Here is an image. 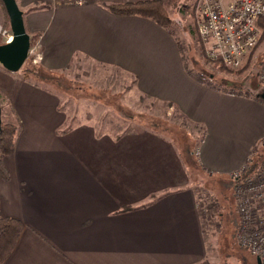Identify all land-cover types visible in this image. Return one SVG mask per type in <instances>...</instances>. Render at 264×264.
Returning a JSON list of instances; mask_svg holds the SVG:
<instances>
[{
  "label": "crops",
  "instance_id": "crops-1",
  "mask_svg": "<svg viewBox=\"0 0 264 264\" xmlns=\"http://www.w3.org/2000/svg\"><path fill=\"white\" fill-rule=\"evenodd\" d=\"M15 1L26 33L38 36L31 64L51 77L83 59L120 71L138 101L169 108L191 128L204 173L229 178L262 146L261 94L199 82L174 34L151 20L116 15L108 2ZM5 21L0 4V27ZM25 65L16 73L0 66V102L13 117L0 103L1 121L20 125L13 153L3 159L0 217L22 223L3 264L205 262L203 217L189 185L193 157L179 152L171 134L121 120L101 96L92 95L98 105L89 114L74 110L69 123L54 91Z\"/></svg>",
  "mask_w": 264,
  "mask_h": 264
},
{
  "label": "rangeland",
  "instance_id": "rangeland-1",
  "mask_svg": "<svg viewBox=\"0 0 264 264\" xmlns=\"http://www.w3.org/2000/svg\"><path fill=\"white\" fill-rule=\"evenodd\" d=\"M126 1L139 2L144 0H108L103 2L111 4ZM162 1L170 4L168 12L173 21L170 30L182 49L185 64L196 78L228 93L237 91L249 94L264 93V84L259 81V70L264 64V42L248 55L239 69L233 70L236 72L243 68L242 71L224 73L218 69L214 70L199 58L201 50L197 43V29L194 20L197 1ZM193 26H195L194 32L196 33L190 31ZM31 57L33 55L26 60L25 69L31 62ZM42 78L43 83L48 86L49 90L54 91L59 98L64 112L70 116L69 123L71 124L75 121L74 110L76 112L86 110L85 114H89L98 105V101L95 99L101 96L98 99L113 107L112 109L118 110L121 120L127 121L129 119L142 122L154 127L159 132L171 134L172 141L176 142L180 148L179 152H182L183 155H190L194 159L191 164L195 178L189 177V185L193 187L196 193L198 207L203 216L204 238L208 246V256L205 262L208 264H257L256 258L249 250L242 248L236 240L240 219L237 214L238 198L235 195V188L243 179L235 180L231 176L219 178L217 175L211 176L204 173L197 163V158H195L199 139H195V143L192 141L191 128L182 122L175 112L164 106H153L145 100L138 101L136 94L131 92L133 84L126 75L118 70L96 65L85 59L75 62L61 74L52 75L49 80L44 76ZM107 93L110 98H108ZM92 95L97 97L94 98ZM87 98L91 99L87 100L88 105L85 100ZM0 103L4 104L3 102ZM3 106H5L4 115L8 112L12 119L13 117L6 105ZM4 123L11 124L10 121ZM195 126L197 127V125ZM255 150L257 152L252 155L251 160L245 166L246 168L251 167L250 170L254 163H257L258 166L264 164V149L262 146H258Z\"/></svg>",
  "mask_w": 264,
  "mask_h": 264
},
{
  "label": "built area",
  "instance_id": "built-area-1",
  "mask_svg": "<svg viewBox=\"0 0 264 264\" xmlns=\"http://www.w3.org/2000/svg\"><path fill=\"white\" fill-rule=\"evenodd\" d=\"M103 1L108 0H56V3L72 7ZM194 20L204 58L237 70L259 42L264 0H197ZM0 37L1 44L12 40L10 30L2 27ZM34 49L30 47L28 57L35 55ZM259 81L264 84V64L259 70ZM245 166L231 175L235 180L243 179L235 188L240 219L236 240L264 264V164L259 170Z\"/></svg>",
  "mask_w": 264,
  "mask_h": 264
},
{
  "label": "trees",
  "instance_id": "trees-1",
  "mask_svg": "<svg viewBox=\"0 0 264 264\" xmlns=\"http://www.w3.org/2000/svg\"><path fill=\"white\" fill-rule=\"evenodd\" d=\"M197 1V0H196ZM0 4L2 5V8L5 12L6 21L3 25V29L9 30V19L6 14V11L4 9V6L0 0ZM170 4H167V2H163L162 0H144L139 2H124V3H111L107 4L106 7L109 11L116 15L120 16H137L141 18H145L148 20H151L152 22L156 23L158 26L162 27L163 29L167 30L168 32H171L170 27L173 24V21L171 17L169 16L168 8ZM259 29H261V35L259 38V42L257 44V47L264 42V21L259 22ZM195 26L191 27L190 31L192 33L194 32ZM38 36H34L30 38V45L31 47L35 46L36 40ZM2 43L1 37H0V44ZM197 43L199 44V49L201 50L200 60H203L204 64L210 65L211 68L214 70L218 69L222 72L226 73H237L243 70L240 69L238 71H233L231 69L225 68L219 63H210L208 60L204 59L203 55V49L200 45V41L197 35ZM178 44V43H177ZM179 50L182 54V49L180 45L178 44ZM202 53V54H201ZM184 57H182L183 60ZM31 66V67H30ZM27 73L31 74L35 80L40 81L42 76L45 78L47 77L48 80L51 78V76L48 75V73H45L43 70H41L37 65H33L30 62L27 65ZM233 71V72H232ZM199 82H203L202 79L196 78ZM44 81V80H43ZM36 82V81H35ZM36 82V83H37ZM42 86V85H41ZM234 94L237 95H244L250 97L251 95L249 93H241L239 91L235 92ZM264 102V100H262ZM1 116H2V108H1ZM2 120V119H1ZM20 133V125L17 123L16 120L12 122L11 124H6L4 122H1V129H0V179L7 180L8 179V173L6 171V168L3 164L4 157L11 155L14 151V144L17 136ZM256 150L252 151V155L256 153ZM261 165H257V163H254L253 170H259ZM203 217V216H202ZM22 230V223L15 219L10 217H0V264H3L12 251L14 250L17 240L19 238V235ZM199 264H208L206 262H202Z\"/></svg>",
  "mask_w": 264,
  "mask_h": 264
},
{
  "label": "water",
  "instance_id": "water-1",
  "mask_svg": "<svg viewBox=\"0 0 264 264\" xmlns=\"http://www.w3.org/2000/svg\"><path fill=\"white\" fill-rule=\"evenodd\" d=\"M9 19V29L12 40L10 43L0 44V66L8 72L16 73L25 64L30 50V36L26 33L23 13L18 8L15 0H1ZM264 100V93L260 95ZM0 106V129H1ZM264 149V142L262 143ZM257 264H261L259 259Z\"/></svg>",
  "mask_w": 264,
  "mask_h": 264
}]
</instances>
